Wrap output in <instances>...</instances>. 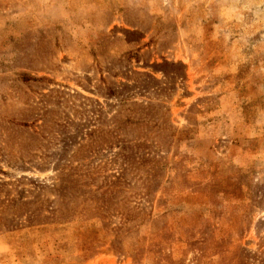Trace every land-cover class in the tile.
Listing matches in <instances>:
<instances>
[{
	"label": "rangeland",
	"instance_id": "rangeland-1",
	"mask_svg": "<svg viewBox=\"0 0 264 264\" xmlns=\"http://www.w3.org/2000/svg\"><path fill=\"white\" fill-rule=\"evenodd\" d=\"M0 264H264V0H0Z\"/></svg>",
	"mask_w": 264,
	"mask_h": 264
}]
</instances>
